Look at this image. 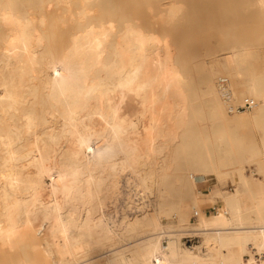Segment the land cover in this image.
<instances>
[{
  "label": "bare ground",
  "instance_id": "bare-ground-1",
  "mask_svg": "<svg viewBox=\"0 0 264 264\" xmlns=\"http://www.w3.org/2000/svg\"><path fill=\"white\" fill-rule=\"evenodd\" d=\"M134 2L0 0V258L264 264V49L228 41L191 75L187 0ZM247 124L262 179L213 188Z\"/></svg>",
  "mask_w": 264,
  "mask_h": 264
},
{
  "label": "rangeland",
  "instance_id": "rangeland-1",
  "mask_svg": "<svg viewBox=\"0 0 264 264\" xmlns=\"http://www.w3.org/2000/svg\"><path fill=\"white\" fill-rule=\"evenodd\" d=\"M155 1V0H153ZM165 1V0H162ZM194 19L188 30L181 35V43L187 45L184 49L188 72L197 74L205 69V60L211 59L228 41H245L260 45L264 49V15L259 8L248 0H187ZM116 13L141 14L135 6L134 0H115ZM218 80L222 84H228V76L225 72L220 73ZM238 103V102H237ZM235 106V107H234ZM233 107L241 111H249L239 104ZM238 141L234 156L226 158L228 174L223 179H217L213 188L228 191L237 182H232L235 174H245L254 179H262L263 175L258 172V163L246 159L257 147L263 136L261 130H251L247 124L243 129L237 131ZM261 176V177H260ZM208 211L207 205L201 207ZM193 221V217L191 216ZM187 246L199 244V238H184ZM6 258H0V264H6Z\"/></svg>",
  "mask_w": 264,
  "mask_h": 264
},
{
  "label": "built area",
  "instance_id": "built-area-1",
  "mask_svg": "<svg viewBox=\"0 0 264 264\" xmlns=\"http://www.w3.org/2000/svg\"><path fill=\"white\" fill-rule=\"evenodd\" d=\"M251 105H252V101H245L243 106H241V107H243L245 109H249L251 107Z\"/></svg>",
  "mask_w": 264,
  "mask_h": 264
}]
</instances>
